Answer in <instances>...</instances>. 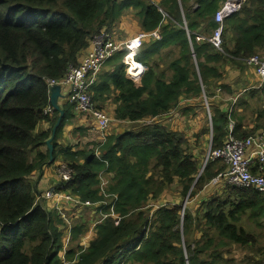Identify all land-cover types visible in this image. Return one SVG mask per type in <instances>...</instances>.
Here are the masks:
<instances>
[{"label":"trees","instance_id":"obj_1","mask_svg":"<svg viewBox=\"0 0 264 264\" xmlns=\"http://www.w3.org/2000/svg\"><path fill=\"white\" fill-rule=\"evenodd\" d=\"M225 1L163 0L157 7L146 0H0V264H65L64 252L70 264H239L231 249L254 245L244 220L264 216L263 196L224 182L211 187L226 165L209 162L200 175L202 162L189 137L161 121L177 109L186 118L194 115L195 109H181L187 100L202 102L205 95L210 100L225 93L220 67L228 62L245 67L252 56L264 57V0H247L226 19L222 51L214 48L210 38L220 27L215 16ZM132 7L141 9L143 30L161 36L137 52L136 62L146 68L141 81L127 75L124 50L106 64L112 71L90 88L97 110L107 112L103 103L108 100L116 105L113 116L122 128L111 132L110 127L100 160L94 147L74 152L59 143L73 116L67 104L52 142L51 163L46 142L59 114L47 113L49 83L62 81L70 66L81 63L91 39L110 30ZM257 94L245 96L250 103ZM226 97L232 104L227 112L221 108L226 104L210 103L212 128L204 133L212 129L213 150L223 147L231 121L233 135L241 141L258 137L262 128H249L243 117L248 114L239 115L246 98L232 103L231 94ZM43 125L45 130H39ZM196 143L195 149L201 146ZM58 161L73 170L66 187L82 201L103 200L99 186L104 170L111 176L109 193L118 196L120 224L108 219L99 225L85 251L81 245V250H65L52 220L58 212L37 202L44 170ZM177 179L184 196L191 191L197 209L184 210L177 203L151 209V202H158ZM208 187L214 193L199 199L211 192Z\"/></svg>","mask_w":264,"mask_h":264},{"label":"built area","instance_id":"obj_2","mask_svg":"<svg viewBox=\"0 0 264 264\" xmlns=\"http://www.w3.org/2000/svg\"><path fill=\"white\" fill-rule=\"evenodd\" d=\"M247 0H226L215 16L216 22L220 27L215 31L214 35L210 38V42L218 51H222V31L223 23L226 19L236 15L241 11ZM152 39H161L158 31L151 34H140L138 36L127 39L124 42H119L105 31L101 30L91 39V51L87 58L77 66H70L65 74V78L60 81H51L49 86L60 85L68 89V101L79 115L90 116L93 120L94 131L97 136L96 148H100L107 142L112 118L105 112L96 110L94 107L91 95L89 94L90 88L96 84L101 74L102 69L109 62L110 59L118 51H126L129 54L125 57V64L128 67V76L135 83L141 81V77L146 68L139 64L140 69L135 73H131L133 68L132 63L127 62V59H134L136 52L140 50L145 42ZM246 64L254 68L255 74L261 80V84H264V57L254 55L247 59ZM219 91H221L219 89ZM204 98H206L204 96ZM47 113L53 114L54 109L50 106L47 109ZM209 120L212 128V114L210 109L208 110ZM234 127L229 129L230 138L224 143L221 149L210 150L206 156L205 162H212L218 159H222L227 166L228 171L225 174H221L220 178H223V182L227 185L236 188L252 189L256 193L264 197V134L258 137H250L245 141L237 140L231 137ZM100 149L96 153L98 154ZM74 175L71 167L66 165H60L58 168V185L48 190L42 197L38 199L45 201L52 208H54L58 214L65 210L70 214H77L82 210H91L100 217V220L93 227L90 234L85 235L82 238V243L87 246V243L95 238L94 229L99 225L104 224L108 219L113 221L115 225H119L121 217L116 213L115 207L118 202V196L110 194L108 192L110 187L111 176L109 179L105 177L104 173L100 175V193L103 200L93 203L84 202L78 196H75L66 187L67 183L71 181ZM60 184V185H59ZM64 220L66 238L63 240L64 247H69L72 236L75 230L73 220L69 219L66 215H62Z\"/></svg>","mask_w":264,"mask_h":264},{"label":"crops","instance_id":"obj_3","mask_svg":"<svg viewBox=\"0 0 264 264\" xmlns=\"http://www.w3.org/2000/svg\"><path fill=\"white\" fill-rule=\"evenodd\" d=\"M120 1H124V0H120ZM146 1L148 4H153V5L158 7L161 5V2L163 0H146ZM140 10H141L140 8L137 9L134 7L125 10L124 13L122 14V16L115 23H113L111 29L107 30V32H109L110 37H113L114 39H116L119 42H124L127 39L136 37L140 34H149V33L145 32L141 26L140 16L138 15L140 13ZM150 42H151V40H150ZM150 42L148 41L147 43H150ZM90 51H91V45L89 46V48L84 53L83 60L88 56ZM124 60H125V58H124ZM134 61L136 62L135 59H134ZM124 63H125V61H124ZM136 63H138V62H136ZM246 66L245 67H236V66L232 65V63L228 62L222 68L220 67L221 73L223 75V80L221 83H224L227 87V90L225 91V93L222 92V94H221L222 99L226 97L227 93L231 94L232 103L236 102V100L239 98H246V105H242L238 109L240 111L239 115H241V116H243V114H245V113L248 114L247 107H248L249 102H248L247 97L245 96L248 92L256 91L258 94L256 95V99L254 100V102L256 103V105H261V103L263 102V106H264V86H262L261 83L259 82V78L255 74L254 68L248 66L247 64H246ZM110 71H112V68L109 66H106V69H103L101 76L99 77V80L103 81L104 75ZM126 73H127V71H126ZM127 75H128V73H127ZM217 91H219V89ZM63 94L64 95L68 94L67 88L65 89L63 87ZM190 101L191 100H187L186 102H183L182 103V104H184L183 107H192L193 104L189 105ZM67 104H69L70 107L72 106L69 103L67 98L60 100V105H61L63 110ZM218 104L220 105L222 103H218ZM225 104L226 105L221 106V108H222V111H224V109L226 108L224 112H227V110H229L232 107V104L228 101H226ZM103 105L105 107V110L107 111L105 113L112 118V121L114 123L113 125L117 126V124H115L116 120L114 119V116H113L114 109L116 108V105L113 102H111V100L104 102ZM227 107H229V108H227ZM178 110L179 109L173 110L169 114L163 116L161 118V121L167 123V125L170 127L171 130L183 132V129H182L181 125L178 123V121H174V122L170 123L169 119H167V118H170V116L177 119L178 114H179ZM71 111L73 113V116L70 118L68 124L64 128L62 139L59 143H61L65 147H71L74 152L85 150V147L88 145V143L90 141L96 142V146L91 145L90 148L91 147L96 148L99 144L97 143V136H95V134H93L95 131H94V124H93L92 118L90 116H87V115L86 116L85 115H79L74 110L73 107L71 108ZM172 114H175V115L173 116ZM243 117H244V122L246 123V125L249 128H255L256 126H258V125H256V123H252V124L249 123V116H247L248 119H245L246 116H243ZM187 119L188 118H186V120ZM193 122L198 123L196 121H193ZM261 127L262 128L260 129V133L264 132V127L263 126H261ZM45 128H46V125H43V126L39 127V130L42 131V130H45ZM198 129H199V126L194 131H197ZM206 129H208V127ZM113 130L114 129L111 128V132ZM211 133L212 132L210 131V134ZM90 134H93V135L91 136ZM110 135H111V133H110ZM189 136L190 135H187V137H189ZM61 164H63V163H61V161H58L57 163H55L51 167L46 168L44 170L43 178H42L41 182L39 183V192L41 194L39 196H43L48 190H52L58 185L59 179H58V175H57L56 170ZM215 185H218V184L211 183L210 186L214 187ZM207 189H210L212 191V189L209 187ZM240 189L252 190V189H247V188H240ZM263 218H264V216L258 218L257 220L260 221ZM246 227H247L248 233H250L252 235V237L255 238L256 234L253 231V222L251 220L249 223H246ZM253 240L255 242H254V245L252 247L256 246V244H257V238H255Z\"/></svg>","mask_w":264,"mask_h":264},{"label":"rangeland","instance_id":"obj_4","mask_svg":"<svg viewBox=\"0 0 264 264\" xmlns=\"http://www.w3.org/2000/svg\"><path fill=\"white\" fill-rule=\"evenodd\" d=\"M106 66L104 69H106ZM259 82L261 83L260 79H259ZM228 99H229L228 97H225L222 99V95H219L210 100L203 98L202 102L200 100H193V101L191 100L189 105L193 104V106L189 108L195 109L196 113L194 115L189 116L188 119L186 120V117L181 115V111L179 109V114H178L177 119H175L172 116H170V118H167L169 119L170 123L174 121H178V123L181 125L183 129V132H185L186 135H190L189 139H190L192 149L195 152L194 154L195 155L197 154V156L200 158V161L202 162L201 169L203 168V165L205 163L206 156L208 155L209 151L212 150V135L204 133L207 127H211L210 120H209V113H208V110L209 109L211 110L210 103L213 102L215 106H219L218 103L225 104V102ZM184 108L185 107L182 106L181 109H184ZM259 110L261 113H264L263 102L259 106ZM247 111H248L250 124L256 123V125L264 126V120L259 121V119L261 118H257V115L260 116L261 114L257 112V105L255 102H250L248 104ZM172 115L174 116L175 114H172ZM193 121H196L198 123H195ZM113 124L114 123L111 124L112 129L118 128L119 130L122 128V125L120 127V126H114ZM198 126H199V129L197 130L198 132L194 131L197 129ZM93 134H95V132ZM93 134H90V135L92 136ZM93 142L90 141L88 145L85 147V149L88 150L91 145L96 146V142L94 143ZM196 142L201 143V146H198L197 149H195V146H194V145H198ZM213 192L214 190H212L209 193L203 192L199 199L205 198L208 195L213 194ZM175 203L183 205L184 210L187 207L192 208V210L197 209L195 200H190V197L183 195L182 187L181 185L178 184V179L169 188L166 189V191L163 193L162 197L160 198L158 202H151V209L153 208L155 209V207H157L158 205L173 206V204ZM184 203H186L185 207H184ZM63 214L66 215L69 219H72L74 221L75 229L80 230V233H78L77 235L73 233L72 241L69 245V249L73 251L81 250L80 245L83 248H88L89 243H87V246H85L84 244H81L82 238L85 235H88L91 233L93 227L100 220V217L89 209L82 210L77 214H70L66 212L65 210H63L60 213V215H58L57 213H54V215L52 216L53 224L59 229L60 233H62L63 240L66 238V235H67V233L65 232L64 222L63 220H61ZM249 222H250L249 219L244 220V223H249ZM93 231H94V234L97 235V232H98L97 228H95ZM253 231L256 234L255 238H257L256 246L251 247V248H243L240 245H236L231 249L232 251L231 257L234 258L239 264H246L250 259H254V258L256 259L261 258L264 260V218L260 221L255 220L253 222ZM64 255H65L64 253H60V257L62 258L64 263L68 264V261H66V259L63 258ZM78 255L79 253L76 254V258L78 257Z\"/></svg>","mask_w":264,"mask_h":264},{"label":"water","instance_id":"obj_5","mask_svg":"<svg viewBox=\"0 0 264 264\" xmlns=\"http://www.w3.org/2000/svg\"><path fill=\"white\" fill-rule=\"evenodd\" d=\"M68 97L67 95L63 94V87L60 85H55L52 86L50 88V103L52 108L54 109V111L58 112L59 114V118L57 120L56 125L53 128V133H52V137L46 142V146H47V150L49 151V156H50V162L53 161V154H54V146L52 144L55 136H56V132L58 130V128L60 127L63 118L65 116V111L62 109L61 105H60V100L61 99H66ZM211 125V122H210ZM212 132V129H211ZM189 197V195H188ZM186 206V203H184V207ZM184 209V208H183Z\"/></svg>","mask_w":264,"mask_h":264},{"label":"bare ground","instance_id":"obj_6","mask_svg":"<svg viewBox=\"0 0 264 264\" xmlns=\"http://www.w3.org/2000/svg\"><path fill=\"white\" fill-rule=\"evenodd\" d=\"M246 2H247V1H246ZM246 2H245V4H246ZM245 4H244V6H245ZM244 6H243V7H244ZM241 10H242V9H241ZM238 13H239V12H238ZM104 30H105V29H104ZM105 31L107 32V30H105ZM107 33L109 34V32H107ZM135 38H136V37H135ZM140 50H141V49H140ZM138 51H139V50H138ZM138 51H137V52H138ZM118 52H119V51H118ZM118 52H117V53H118ZM137 52H136V55H137ZM117 53H116V54H117ZM116 54H115V55H116ZM128 54H129V52H128ZM128 54H127V55H128ZM115 55H114V56H115ZM127 55H126V56H127ZM136 55H135V57H136ZM114 56H113V57H114ZM113 57H112V58H113ZM135 57H134V59H135ZM260 57L262 58V56H260ZM86 58H87V57H86ZM86 58H85V59H86ZM85 59H84V60H85ZM134 59H133V60L130 59V58L127 59V62L132 63V66H133V68L131 69V73H135L137 70L140 69L139 64L136 63V62L134 61ZM84 60H82L81 62H83ZM126 66H127V65H126ZM128 67H129V66L126 67V71L128 70ZM102 71H103V69H102ZM102 71H101V73H102ZM127 73H128V72H127ZM100 76H101V74L99 75V77H100ZM261 85L264 86V84H261ZM217 93L220 94V91H217ZM89 94L91 95V91H90V90H89ZM205 96H206V95H205ZM94 107H95L96 110H97V106L94 105ZM109 117H110V116H109ZM232 126L235 127L234 123H233V122H230L228 129H230ZM261 134H264V132L260 133L259 135H261ZM259 135H258V136H259ZM231 137L235 138V136H234L233 134H231ZM229 138H230V136H228V138L226 139V141H227ZM235 139H237V138H235ZM237 140H240V139H237ZM226 141H225V142H226ZM225 142H224V143H225ZM98 149H100V148H96V149H95V153L98 152ZM220 149H221V148H220ZM98 159H99V160L101 159V155H100V153L98 154ZM216 161H222V162H224L222 159H218V160H215V161H212V162H216ZM52 162H53V161H52ZM52 162H51V163H52ZM208 163H209V162H208ZM208 163H206V162L204 163L203 168L201 169V173H200V175L204 172L205 167H206V165H207ZM62 165H65V164H62ZM224 165H226V164L224 163ZM66 166H67V165H66ZM226 167H227L226 172H223V173H221V174H225V173H227V171H228V166L226 165ZM58 168H59V167H58ZM58 168H57V170H56V171H57V175H58ZM102 173H104V174H105L104 176L107 177V170H104ZM221 174H219L218 177H216L211 183H214V184H220L221 182H223V181H222L223 178H220V175H221ZM107 178H108V177H107ZM59 185H60V184H59ZM99 187H100V186H99ZM99 191H100V189H99ZM108 192H109V190H108ZM190 193H191V191H190ZM190 193H189V197H190ZM100 194H101V193H100ZM101 196H102V195H101ZM40 197H42V196H38V198H37V202H38V203L45 202V201H41V200L38 201V199H39ZM62 219H63V218H62ZM119 224H120V223H119ZM66 248H67V247H65V250H66ZM87 249H88V248H84V251L87 250ZM64 253H65V252H64ZM68 264H69V263H68Z\"/></svg>","mask_w":264,"mask_h":264}]
</instances>
